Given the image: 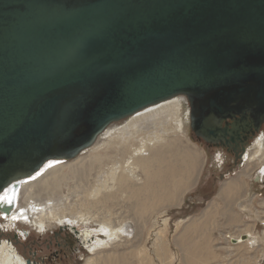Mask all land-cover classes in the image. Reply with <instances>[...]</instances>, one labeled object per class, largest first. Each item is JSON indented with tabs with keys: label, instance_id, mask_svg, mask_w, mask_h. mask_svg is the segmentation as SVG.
Listing matches in <instances>:
<instances>
[{
	"label": "water",
	"instance_id": "95a60500",
	"mask_svg": "<svg viewBox=\"0 0 264 264\" xmlns=\"http://www.w3.org/2000/svg\"><path fill=\"white\" fill-rule=\"evenodd\" d=\"M176 96L198 139L243 159L264 125V0H0V202Z\"/></svg>",
	"mask_w": 264,
	"mask_h": 264
},
{
	"label": "rangeland",
	"instance_id": "374dc122",
	"mask_svg": "<svg viewBox=\"0 0 264 264\" xmlns=\"http://www.w3.org/2000/svg\"><path fill=\"white\" fill-rule=\"evenodd\" d=\"M182 102L185 131L182 135L170 134L169 137L175 139L173 142L177 144V147L197 155L201 160V166L195 185L183 193L179 205L169 206L167 204V207H157L148 217L145 227L141 229L138 224L139 217L131 205L133 201L129 199L127 194L113 199H104V201L99 199L100 194L98 197L90 196V186L93 187L98 184L101 171L111 166L110 163L108 166L103 164L102 169L98 167L99 164H96L90 169L92 173L89 171L91 175L87 176L84 173L83 176L73 173L70 167L66 166L64 171L68 173L67 176L69 177L66 176L67 178L62 179L59 183L62 185L57 187L55 194L60 205L59 211L74 215L78 213L87 214L86 216H89L90 220L80 221L77 228L80 230L88 226L94 230H99V233H101L100 220L113 218L114 220L111 219L110 221L115 223L117 235L120 236L111 237L109 234L101 233L98 237L110 244L102 246V249L97 252H92L84 245L83 239L74 235L72 230L60 229L62 224L56 223L54 226L47 227L45 231L40 230L31 224L20 223L19 220L12 219L10 214L12 210L9 214L2 212L4 213L2 215L0 213V241H14L20 253L26 258L35 259L37 264H84L88 256L95 257L93 264H109L111 261H106V259L112 256V261L117 264L124 260L129 264H264V184L255 180V176L261 172V166L255 164L258 157L250 161L251 156H248L247 160L243 158L238 163L231 156L224 158L217 148H211L208 143L194 135L189 125V115H186L189 111V105L184 98H182ZM123 120L110 126H121L125 123ZM258 139L262 140L261 149H264V125L248 146L249 155H252L256 147L258 149ZM76 160L70 163H75ZM245 169L248 173L251 172V177L244 174ZM80 176L82 177L80 178ZM238 176L245 180L242 195L238 194V198H234L235 201L232 203L230 199L224 200L222 199L224 197H219L218 194L222 185ZM81 179L86 180L87 183ZM106 190L102 189L103 192H107ZM83 198L88 200V204ZM68 201L72 203L70 206ZM214 202L217 204L216 214L209 220L205 232H200L197 227L205 220L202 213ZM227 204L228 206L231 205L233 212H238L241 217L240 223L231 224L227 222L225 212L222 213ZM67 207L69 210L71 208V211L67 210ZM6 221H8L7 224H5ZM245 226H253L252 236L255 237L256 241L252 244L247 242L233 243L231 235L239 233ZM191 230L192 238L198 236L199 241L201 240L200 234L205 233L204 247L207 250L203 251L202 255H206L209 250V257L205 261L200 259L196 263L189 262L186 259L183 242L182 244L178 243L181 242L182 235ZM56 234L59 235L56 236ZM65 243L66 245H64Z\"/></svg>",
	"mask_w": 264,
	"mask_h": 264
},
{
	"label": "bare ground",
	"instance_id": "6f19581e",
	"mask_svg": "<svg viewBox=\"0 0 264 264\" xmlns=\"http://www.w3.org/2000/svg\"><path fill=\"white\" fill-rule=\"evenodd\" d=\"M182 98V96L173 97L141 110L125 118L123 120L125 123L121 126L114 127V124L108 126L99 135L94 145L83 150L77 157L70 159V161L64 159L50 160L40 171L28 178H22L19 187L15 191L10 189L11 193H9L10 190L5 192L0 204L12 201L15 207L10 213L11 218L19 220L20 223L36 226L40 230L45 231L47 227L54 226L56 223L69 228L78 227L80 221H88L90 217L83 213L74 215L60 212V205L55 198L57 187L62 185H59V183L68 175L64 168L68 166L73 173L80 175L84 173L87 176L91 175L89 171L96 164H99L98 167L102 169V166H108L110 163L111 166L101 171L98 184L93 187L90 186L91 192H88L91 193L90 196L94 197H98L100 194L99 199L103 201L104 199H113L127 194L129 199L133 201L131 205H133L135 214L139 217L138 224L143 229L154 209L159 206L179 205L182 201L183 193L195 185L200 173L201 160H199L197 155L190 153L184 148L177 147V144L173 142L175 139L173 140V138L169 137L170 134L175 136H177L176 134L182 135L185 131L182 116ZM186 115H189L190 120L189 111H187ZM261 139L257 140L258 149L256 147L252 155L246 152L244 160H247L248 156H251L250 161L258 157V160H255V164L261 166L259 174L264 177V149H261ZM73 160H76L75 163H70ZM247 166H249L248 163ZM137 170H140V172ZM243 172L248 177L252 176L251 172L248 173L246 169ZM90 173L92 172L90 171ZM83 181L84 183L86 182V180ZM244 181L241 176L226 181L222 185L218 196L224 197L222 198L224 200L230 199L231 203L234 202V198L237 199L244 191ZM102 189H107V192H103ZM58 191L60 190L58 189ZM84 200L86 201V199ZM70 202L68 201L69 206L72 204ZM82 204L84 205V202ZM79 206L78 208L81 207ZM216 206L217 204L214 202L203 211L202 214L205 220L197 227V230L205 232L209 220L216 214ZM230 206L227 204L222 211L227 216V222L231 224L240 223V215L238 212H233ZM66 209L69 210L68 207ZM69 211H71V208ZM111 219L114 220L113 218ZM110 220L108 218L100 220L101 229H99L104 235L109 234L112 237L117 235V229L115 228V223ZM123 222L125 221L123 220ZM7 223L8 221L5 222V224ZM11 224L13 223L11 222ZM253 226H245L237 234L231 235L230 233L232 240H237L235 244L243 242L254 243L256 239L252 236ZM79 231L78 235L83 239L84 245L92 252H97L102 249V246L110 244L103 238L98 237V235H101L98 232L99 230L86 226ZM243 234L247 235V239H242ZM192 235V230L188 231L187 234L182 235L181 242H178L181 244L183 242L186 259L191 263H196L200 259L203 261L207 260L209 250L206 255H202L203 251L207 250L204 247L205 233L203 235L200 234V241L198 236L192 238ZM117 236L120 235L118 234ZM162 250H164L163 247ZM26 260L27 258L19 252L13 242L8 240L0 241V264H27ZM112 260L113 256L106 259V261H111L109 264H117ZM94 261V256H88L84 264H93ZM32 264L37 263L33 262ZM119 264L129 263L124 260Z\"/></svg>",
	"mask_w": 264,
	"mask_h": 264
},
{
	"label": "flooded vegetation",
	"instance_id": "af4514ba",
	"mask_svg": "<svg viewBox=\"0 0 264 264\" xmlns=\"http://www.w3.org/2000/svg\"><path fill=\"white\" fill-rule=\"evenodd\" d=\"M189 125H190V123H189ZM195 135V134H194ZM242 140L243 141H245L246 139H245V134L243 135V137H242ZM247 141V140H246ZM248 141H251V139H249ZM241 147H242V144L240 143L239 144V148L237 149V151H235V150H229L228 148H223V147H211V148H217L218 149V151H219V153H220V155L222 154L223 156H224V158H227L228 156H231V157H233V160L235 159V156H236V154H237V152H240L241 153ZM234 162V161H233ZM229 167H230V165H229ZM15 238V237H14ZM11 242H13L14 243V245H15V247L18 249V247H17V245H16V243L14 242V241H12V240H10ZM64 245H66V243L64 244ZM19 250V249H18ZM20 252V251H19ZM32 261L33 262H36V260L35 259H33L32 258Z\"/></svg>",
	"mask_w": 264,
	"mask_h": 264
}]
</instances>
